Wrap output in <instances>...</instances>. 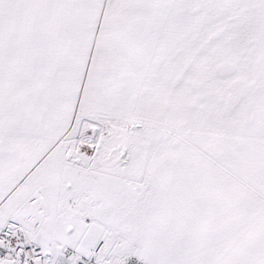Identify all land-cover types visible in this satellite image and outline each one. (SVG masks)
Segmentation results:
<instances>
[{
	"label": "snow or ice",
	"instance_id": "6c2138e0",
	"mask_svg": "<svg viewBox=\"0 0 264 264\" xmlns=\"http://www.w3.org/2000/svg\"><path fill=\"white\" fill-rule=\"evenodd\" d=\"M0 264H264V0H0Z\"/></svg>",
	"mask_w": 264,
	"mask_h": 264
}]
</instances>
